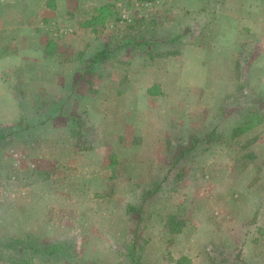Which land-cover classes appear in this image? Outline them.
I'll list each match as a JSON object with an SVG mask.
<instances>
[{
	"label": "rangeland",
	"instance_id": "rangeland-1",
	"mask_svg": "<svg viewBox=\"0 0 264 264\" xmlns=\"http://www.w3.org/2000/svg\"><path fill=\"white\" fill-rule=\"evenodd\" d=\"M225 2L0 0V264H264V8Z\"/></svg>",
	"mask_w": 264,
	"mask_h": 264
},
{
	"label": "trees",
	"instance_id": "trees-1",
	"mask_svg": "<svg viewBox=\"0 0 264 264\" xmlns=\"http://www.w3.org/2000/svg\"><path fill=\"white\" fill-rule=\"evenodd\" d=\"M107 57V49L106 48H103V49H100L98 51H96L92 57H91V62L93 61H98V60H102L105 59ZM244 94H246L245 92H242L241 89L239 91V97H245ZM249 107V106H248ZM253 118H251V121H252ZM254 125V123H251V122H246L245 124H243L242 126H236L233 131H232V134L231 136L232 137H235L239 134H242L244 131L250 129L252 126ZM200 134L198 135H194L192 138V145L193 147L196 146V143H197V140H198V137H199ZM203 135V134H201ZM191 146H187L185 148H183L181 145H180V157L181 156H184L186 154V151H189V148ZM156 193V188L153 189V188H148V189H144L140 196H139V206L137 204H129L127 209H128V212L130 214H133V215H140V212H141V209L143 208L144 206V202L149 199L150 197H152L154 194ZM138 202V201H137ZM135 221H137V223H139V218H137ZM170 231L174 232V233H177L180 231V226L179 228H176L175 225L174 226H171L169 228ZM129 248V251H128V259H129V264H141L140 260H139V256L135 253L134 251V246H130L128 247Z\"/></svg>",
	"mask_w": 264,
	"mask_h": 264
},
{
	"label": "crops",
	"instance_id": "crops-1",
	"mask_svg": "<svg viewBox=\"0 0 264 264\" xmlns=\"http://www.w3.org/2000/svg\"><path fill=\"white\" fill-rule=\"evenodd\" d=\"M226 1L223 4H219V11L221 10L223 14L227 15L226 12H231L233 15H237V17L241 19H246L247 17L256 16L250 13V9L254 10L255 12L258 10L260 11L262 8H264V0H224ZM250 14V15H249ZM195 15V14H193ZM246 15V18H243ZM242 23V22H241ZM49 25V22H48ZM24 28L29 29L28 26H25ZM26 31V29H25ZM44 33L47 32L46 30L43 31ZM25 33V32H24ZM26 34H31L35 35L32 32L30 33L29 31L26 32ZM35 37V36H34ZM236 40L241 39V37H235ZM219 39V38H218ZM209 41H215L217 40L216 36L212 34L207 38ZM212 48V46H208L207 49Z\"/></svg>",
	"mask_w": 264,
	"mask_h": 264
}]
</instances>
